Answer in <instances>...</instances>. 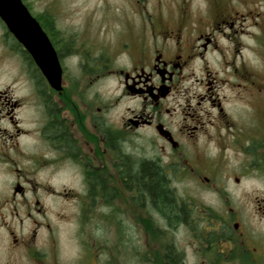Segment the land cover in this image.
<instances>
[{"label":"flooded vegetation","instance_id":"flooded-vegetation-1","mask_svg":"<svg viewBox=\"0 0 264 264\" xmlns=\"http://www.w3.org/2000/svg\"><path fill=\"white\" fill-rule=\"evenodd\" d=\"M141 1L121 12L168 13ZM175 9L181 20L193 12ZM228 15L146 18L106 54L39 22L60 61L59 90L0 19V264H130L132 254L136 264H264V234L251 225H264V85L236 63L235 46L226 59L220 40L234 42L236 21L249 18ZM4 62L14 69L5 82ZM151 168L185 211L171 225L144 192ZM114 225L140 248L123 246L122 257L97 246Z\"/></svg>","mask_w":264,"mask_h":264},{"label":"rangeland","instance_id":"rangeland-1","mask_svg":"<svg viewBox=\"0 0 264 264\" xmlns=\"http://www.w3.org/2000/svg\"><path fill=\"white\" fill-rule=\"evenodd\" d=\"M148 7H163L168 9V13L165 15H138V14H124L121 12L120 7L128 8L132 6L129 4V0H24L23 2L29 8L32 15L36 18L40 15H49L54 19L56 25L55 32L58 35L70 34V40L73 44L80 43L85 44L84 49H91L94 45L96 46L94 53L106 54L108 51L112 53L111 48H116L114 44L119 43L118 40L126 38L123 34V30L132 24L140 22L152 23L159 21L174 22V23H206L210 21V14L214 9H222L225 7L228 16L237 17L241 14H246L244 17H249L247 21L239 20L236 21L235 31L232 32L235 41L222 38L220 45L227 56L226 59L230 60L233 57L231 48L239 50L238 56L236 57V63L246 62L248 67H252L260 76H262V82L264 85V0H146ZM142 4H146L143 0ZM178 5H188L191 7L192 13H187L181 20L179 11L176 13L175 8ZM202 9V11L200 10ZM251 12V13H250ZM253 16V18H252ZM45 18V17H43ZM251 18V19H250ZM48 25V24H47ZM239 44V45H237ZM63 45V42L61 43ZM74 54L77 55V51L74 50L70 44L68 45ZM67 47V46H66ZM75 47V46H74ZM68 48V47H67ZM81 50V51H82ZM236 53V52H234ZM90 55V54H88ZM226 60V61H227ZM72 61H75L73 58ZM3 68V82L8 78L9 72H14L12 65L8 62H4ZM19 86H24L22 78H19ZM52 179L53 178L51 176ZM58 179V177H56ZM57 182H60L59 179ZM249 209V208H248ZM251 225L253 230L259 233V237L264 234V225L259 222V217L254 219L252 217ZM133 224H131L132 226ZM117 226L111 231L112 237L108 243L105 239H97L99 247L104 249L108 246L112 247L113 252L119 255L122 252L123 257V246L129 248L131 252L137 251L140 248L139 239L133 237L118 238L116 233ZM65 237L63 239L64 252L67 256H73L76 252L74 242L69 240L72 229L70 224H66ZM262 235V236H260ZM264 239V238H263ZM264 244V243H263ZM120 251V252H119ZM4 257V256H3ZM137 255L132 254L130 264H136Z\"/></svg>","mask_w":264,"mask_h":264},{"label":"water","instance_id":"water-1","mask_svg":"<svg viewBox=\"0 0 264 264\" xmlns=\"http://www.w3.org/2000/svg\"><path fill=\"white\" fill-rule=\"evenodd\" d=\"M0 19L33 57L50 86L59 90L62 68L57 52L23 0H0Z\"/></svg>","mask_w":264,"mask_h":264},{"label":"trees","instance_id":"trees-1","mask_svg":"<svg viewBox=\"0 0 264 264\" xmlns=\"http://www.w3.org/2000/svg\"><path fill=\"white\" fill-rule=\"evenodd\" d=\"M36 19L44 25L54 24V19H52L49 15L42 14L37 16ZM145 177L146 184L143 185L144 192L153 199L154 203H156L171 225L174 214L178 213L179 217H181L185 214V211H176V206L172 202V194L168 190L166 184L161 180V177L163 178V176H160L158 171H154L152 168L147 169Z\"/></svg>","mask_w":264,"mask_h":264}]
</instances>
